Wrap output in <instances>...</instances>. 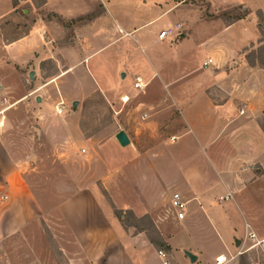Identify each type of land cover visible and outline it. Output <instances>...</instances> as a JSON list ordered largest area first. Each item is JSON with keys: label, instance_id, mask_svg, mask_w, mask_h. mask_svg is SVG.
Returning <instances> with one entry per match:
<instances>
[{"label": "crops", "instance_id": "1", "mask_svg": "<svg viewBox=\"0 0 264 264\" xmlns=\"http://www.w3.org/2000/svg\"><path fill=\"white\" fill-rule=\"evenodd\" d=\"M16 1L0 0V25L14 15L21 4H33V0ZM134 1L138 5L148 0ZM157 1H151L155 15L140 23L132 18L124 0L41 2V6L65 22L64 26L91 30L94 34L92 48L86 56H80L76 43L70 41L74 37H69L64 54L73 61L55 76L64 86L75 94L89 87L96 90L114 80L117 74L124 77L125 71L124 80L130 77L132 86L136 78L144 84L138 90L149 86L151 92L160 94L155 99L147 96L135 106L134 110L141 109L143 127L135 126L132 134L119 129L126 133L128 145L122 147L115 139L119 130L104 143L121 157L129 158L102 177L106 180L104 191L112 204L92 183L67 191L57 204L58 212L90 264H155V261L167 264L166 253L155 250L143 230L134 231L132 224L125 225L115 218L114 205L138 218L150 216L165 238L163 242L169 249L163 247L167 250L181 244L194 246L196 241L185 239L187 236L183 235L196 231V220H205L206 212L211 220L207 230L203 229L201 244L216 241L218 246L227 247L231 242L228 236L235 242L238 240L235 238L243 237L245 243L250 241L249 233L264 242V235L256 232L261 229L258 221H264V64L258 60L250 62L247 58L256 46L264 43L257 16L260 12L264 18V0H207L218 11L241 7L249 13L233 22H228L221 14L216 15L207 23V33L202 39L183 34L181 19L190 24L194 18L185 12V8L190 7L184 4L187 0ZM101 4L103 12L93 14ZM120 12H125L127 18L120 16ZM171 14H175V21L165 20L150 36L142 32L144 27ZM177 23L181 24L178 35L159 38L160 30ZM118 29L122 34L120 45L115 41ZM44 33L37 24L17 36H5L0 29V40H5L2 48L14 64L26 67L43 46L48 48L50 41H45ZM177 36L182 38L174 44L172 53L165 49L148 52L152 43L166 46L168 40ZM133 41L138 42L141 49L134 50ZM31 71L33 77H30ZM34 74L35 70L29 71L30 80L34 79ZM166 104L178 113L175 130L169 133L168 141L143 146L140 136L146 135L147 127L153 132L159 129V114ZM63 108L62 104L61 112ZM89 141V138L84 139L79 144L82 152L90 150ZM104 144L93 149L101 154ZM61 154L70 157V150ZM31 170L33 168H26L18 160L0 135V242L43 213L41 201L25 175ZM120 178L129 182L132 192L124 190ZM65 185H61L62 190L66 189ZM67 188L69 190V186ZM175 192L187 201L182 219L176 218L170 206ZM216 200L223 205L227 203L228 213L223 218L226 227L215 222L221 207ZM232 216L236 218L230 220ZM168 221L175 226L181 223L174 230L184 234L178 232L169 238L165 234ZM218 232L222 233L219 237Z\"/></svg>", "mask_w": 264, "mask_h": 264}, {"label": "rangeland", "instance_id": "2", "mask_svg": "<svg viewBox=\"0 0 264 264\" xmlns=\"http://www.w3.org/2000/svg\"><path fill=\"white\" fill-rule=\"evenodd\" d=\"M124 1L131 9L132 18L138 23L145 22L155 15L156 11L151 7L152 0L138 5L136 1L134 3L132 0ZM41 2L42 0H33V4H21L14 15L0 25L3 34L9 37L28 32L34 24H37L38 28L45 32L43 35L45 41H50L48 48L43 46L32 62L20 68L6 56L2 48L5 40H0V135L18 160L26 168H33L25 175L43 206V213L35 220L0 242V264H90L58 212L57 204L61 197L68 193L67 191L91 183L96 184L112 204L109 195L104 191L103 182L106 180L102 177L109 174L110 170L124 164L129 158L121 157L117 151L104 143L121 128L132 134L135 126L143 127L141 123L143 120L140 118L141 109L134 110L135 106L147 96L155 99L160 94L157 91L151 92L149 86L144 90L133 88L130 77L124 80L125 71H123L124 77L117 74L114 80L106 82V85L101 88L96 87V90L89 87L75 94L74 90L71 91L68 86H64L55 76L60 74L70 61H73L64 54L69 37H74V40L70 41L76 43L74 45L79 48L80 56L81 54L86 56L92 48L94 34L91 30L64 26L65 22L62 23L56 14L41 6ZM184 4L190 6L185 8L187 10L185 12L191 13L194 18L190 24L181 19L184 23L183 34L194 35L196 39H202L205 36L209 21L215 19L216 15H223V12L229 10L218 11L207 0H187ZM92 12L101 14L103 5H98ZM238 12L237 10L233 14L223 16L226 19ZM175 14L169 15L152 26L144 27L142 32L150 36V33L165 20L175 21L176 18H173ZM125 15V12H120V16L126 17ZM263 23L260 30L264 38ZM157 29L160 28L157 27ZM119 30L115 36L118 40L115 41L120 45L119 37L122 34ZM181 38L177 36L168 40L169 44L166 46L163 43H152L148 52L153 53L157 50L163 52L165 49L172 53L175 49L174 44ZM133 48L141 49V45L133 41ZM50 54L52 56H47ZM247 57L251 62L255 60L264 62V43L256 46L247 54ZM172 58L174 61L177 60L176 57ZM125 69L128 71L127 68ZM30 70H35L33 80L28 77ZM37 96L40 97L39 102L36 101ZM74 100L78 101L75 109L72 104ZM62 104L63 111L59 112L58 109ZM163 108L158 118L159 129L153 132L147 127L146 135L140 136L139 142L143 143V146L168 141L169 133L175 130L177 111L169 104L164 105ZM88 138L90 150L88 153L82 152L79 144ZM100 144H104L100 149L102 155L98 150L93 149ZM67 149L70 150V157L65 158L61 152ZM120 180L124 190L133 191L129 182L122 178ZM63 183L66 184L64 190L61 186ZM215 203L218 201L216 200ZM218 205L221 207L217 211L218 216L215 217L217 220L215 222L226 227L223 218L225 219V214L228 213L227 203L224 205L218 203ZM113 208L115 218L125 225L136 224L137 226L132 228L134 231L142 229L155 242V250L161 249L166 253L167 264H217L216 258L220 255L225 256L221 264H264V242L257 244L255 240H248L243 243V237H237L235 239L239 240V244L236 245L235 240L232 241V238L228 236V241L231 242L227 247L218 246L216 241L201 244L199 241L204 236L203 229L206 227L207 230L211 220L208 212L204 214L205 220H196V231L187 235L174 230L181 223L176 226L171 223L172 226L169 220L170 229L166 227L165 231L169 238L180 232L184 234L183 236H187L185 239L195 240L196 244L193 243L194 246L190 248L181 244L179 247L167 250L158 245L165 238L156 229L150 216L138 218L126 209L115 208V205ZM169 212L171 213L170 210ZM235 218L232 216L230 220ZM257 224L261 228L260 231H256L257 234L264 235V221L261 219ZM220 234L222 235L218 232L216 235L219 237ZM184 250L199 256V260L190 262Z\"/></svg>", "mask_w": 264, "mask_h": 264}, {"label": "built area", "instance_id": "3", "mask_svg": "<svg viewBox=\"0 0 264 264\" xmlns=\"http://www.w3.org/2000/svg\"><path fill=\"white\" fill-rule=\"evenodd\" d=\"M181 31V24L177 23V24H173L171 26H168L167 28H164L162 30L159 31L158 36L159 38L163 39V38H167V37H172L174 35H178ZM210 62V60L208 61ZM207 63H204V65H206ZM133 86L136 89H141L144 84H142L141 80L139 78H136L133 82ZM58 111H61V108L58 109ZM186 200H183V198L181 197V195L177 192L172 194L171 200H170V206L171 209L174 213V215L176 216V218L178 219H182L185 215V207H186ZM248 238L251 241H257V244L261 243V241L257 240L255 237V234L253 233H249L248 234ZM163 256H165V253H162ZM218 263V260H216Z\"/></svg>", "mask_w": 264, "mask_h": 264}, {"label": "trees", "instance_id": "4", "mask_svg": "<svg viewBox=\"0 0 264 264\" xmlns=\"http://www.w3.org/2000/svg\"><path fill=\"white\" fill-rule=\"evenodd\" d=\"M43 1V0H42ZM14 3H16L17 1L16 0H13ZM239 11L238 13H235L233 16L231 17H228L226 18V20L228 22H233L235 20H239L243 17H245L248 13H249V10L248 9H245L243 10L241 7H234V8H231L229 9L227 12H223L222 14L224 16H227V15H230V14H233L235 11ZM257 16H258V26L259 28H261L262 26V23L264 22V18L262 16V14L260 12L257 13ZM86 18V17H85ZM89 18V17H87ZM79 19H84V17H80ZM264 24V23H263ZM248 58V57H247ZM249 59V58H248ZM250 61V60H249ZM251 62V61H250ZM260 64H264V62H259ZM134 227H136L137 225L136 224H132ZM139 230H142V229H139ZM150 241L155 244V242L149 237ZM157 244V243H156ZM158 245H161V246H164L165 248L169 249V246L165 245V243L163 241H160V243Z\"/></svg>", "mask_w": 264, "mask_h": 264}, {"label": "water", "instance_id": "5", "mask_svg": "<svg viewBox=\"0 0 264 264\" xmlns=\"http://www.w3.org/2000/svg\"><path fill=\"white\" fill-rule=\"evenodd\" d=\"M30 77H33V72H30ZM37 101H40V98L37 97L36 98ZM73 108L75 109L76 106L78 105L77 101H73ZM115 139L117 140V142L119 143L120 146L124 147L126 145L129 144V139L126 135V133L123 130H119L116 134H115ZM237 245L239 244V240H236L235 242ZM184 253L188 256L189 260L193 263L196 261L197 257L196 255L192 254L190 251L185 250Z\"/></svg>", "mask_w": 264, "mask_h": 264}, {"label": "bare ground", "instance_id": "6", "mask_svg": "<svg viewBox=\"0 0 264 264\" xmlns=\"http://www.w3.org/2000/svg\"><path fill=\"white\" fill-rule=\"evenodd\" d=\"M216 260H218V263H217V264H221L222 261L225 260V256H224V255H220V256H218V257L216 258Z\"/></svg>", "mask_w": 264, "mask_h": 264}]
</instances>
